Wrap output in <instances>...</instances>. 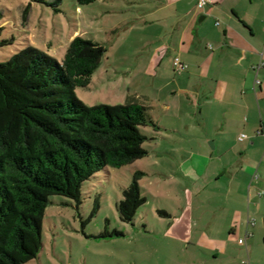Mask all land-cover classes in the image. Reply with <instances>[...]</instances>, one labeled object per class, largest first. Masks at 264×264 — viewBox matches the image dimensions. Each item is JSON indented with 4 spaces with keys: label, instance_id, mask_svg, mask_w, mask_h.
<instances>
[{
    "label": "crops",
    "instance_id": "crops-1",
    "mask_svg": "<svg viewBox=\"0 0 264 264\" xmlns=\"http://www.w3.org/2000/svg\"><path fill=\"white\" fill-rule=\"evenodd\" d=\"M198 1L148 0L136 18L152 43L135 70L143 87L127 94L149 106L150 143L208 213V261L264 264V65L252 69L264 64V0Z\"/></svg>",
    "mask_w": 264,
    "mask_h": 264
},
{
    "label": "rangeland",
    "instance_id": "rangeland-1",
    "mask_svg": "<svg viewBox=\"0 0 264 264\" xmlns=\"http://www.w3.org/2000/svg\"><path fill=\"white\" fill-rule=\"evenodd\" d=\"M149 5L148 0H60L55 6L0 0V62L28 46L61 61L70 41L80 36L103 45L106 52L89 85L76 88L77 97L89 106L124 104L134 96L128 90L143 87L144 77L135 70L151 39L149 27L136 18ZM154 27L150 29L159 26ZM140 129L149 134V127ZM153 145L144 142L147 155L120 168L102 169L84 182L79 204L51 195L42 220L41 248L25 264H216L208 261L210 250L201 235L208 213L187 196L190 180L180 172L172 175L175 168L164 158L175 165L174 157L162 156ZM136 171L143 173L139 185L146 200L131 222H123L117 205Z\"/></svg>",
    "mask_w": 264,
    "mask_h": 264
},
{
    "label": "trees",
    "instance_id": "trees-1",
    "mask_svg": "<svg viewBox=\"0 0 264 264\" xmlns=\"http://www.w3.org/2000/svg\"><path fill=\"white\" fill-rule=\"evenodd\" d=\"M105 52L103 45L76 36L61 61L28 46L0 62V264L36 257L51 195L79 204L82 184L96 173L148 153L143 144L152 138L140 128L159 129L149 106L135 96L124 104L89 106L76 95V88L89 85ZM142 175L134 173L117 205L123 222H131L145 203Z\"/></svg>",
    "mask_w": 264,
    "mask_h": 264
},
{
    "label": "built area",
    "instance_id": "built-area-1",
    "mask_svg": "<svg viewBox=\"0 0 264 264\" xmlns=\"http://www.w3.org/2000/svg\"><path fill=\"white\" fill-rule=\"evenodd\" d=\"M204 5V0H199L197 3V7L201 8ZM264 64L262 62L255 64L252 66V69L254 71H258ZM187 65L182 63L178 58H175L173 61V70L175 73H181L182 71L186 70ZM260 81H256V83H259ZM246 136L244 134H240L238 136V140H243ZM263 191H259L258 194L261 195Z\"/></svg>",
    "mask_w": 264,
    "mask_h": 264
}]
</instances>
